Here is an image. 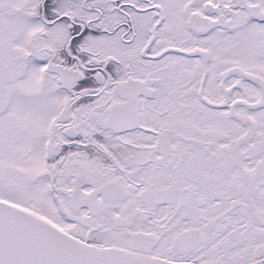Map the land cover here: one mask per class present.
Listing matches in <instances>:
<instances>
[{"label": "snow or ice", "instance_id": "snow-or-ice-1", "mask_svg": "<svg viewBox=\"0 0 264 264\" xmlns=\"http://www.w3.org/2000/svg\"><path fill=\"white\" fill-rule=\"evenodd\" d=\"M0 264H264V0H0Z\"/></svg>", "mask_w": 264, "mask_h": 264}]
</instances>
